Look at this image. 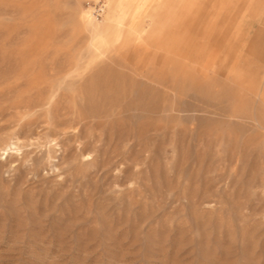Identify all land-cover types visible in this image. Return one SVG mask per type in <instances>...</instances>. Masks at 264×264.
I'll use <instances>...</instances> for the list:
<instances>
[{"label":"rangeland","instance_id":"obj_1","mask_svg":"<svg viewBox=\"0 0 264 264\" xmlns=\"http://www.w3.org/2000/svg\"><path fill=\"white\" fill-rule=\"evenodd\" d=\"M263 22L0 0V264H264Z\"/></svg>","mask_w":264,"mask_h":264},{"label":"crops","instance_id":"obj_2","mask_svg":"<svg viewBox=\"0 0 264 264\" xmlns=\"http://www.w3.org/2000/svg\"><path fill=\"white\" fill-rule=\"evenodd\" d=\"M262 24L264 25V22ZM219 40H220V35H219Z\"/></svg>","mask_w":264,"mask_h":264}]
</instances>
